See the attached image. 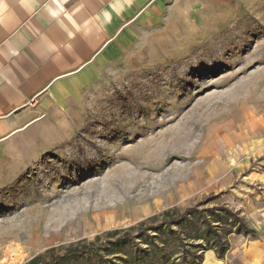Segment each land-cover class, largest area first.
<instances>
[{
    "label": "rangeland",
    "instance_id": "obj_1",
    "mask_svg": "<svg viewBox=\"0 0 264 264\" xmlns=\"http://www.w3.org/2000/svg\"><path fill=\"white\" fill-rule=\"evenodd\" d=\"M148 11L0 143V264L53 262V248L195 205H226L257 230L231 233L222 264L261 245L264 0Z\"/></svg>",
    "mask_w": 264,
    "mask_h": 264
},
{
    "label": "crops",
    "instance_id": "obj_2",
    "mask_svg": "<svg viewBox=\"0 0 264 264\" xmlns=\"http://www.w3.org/2000/svg\"><path fill=\"white\" fill-rule=\"evenodd\" d=\"M159 1L0 0V143L29 126L39 107L61 100ZM261 236L239 264H264Z\"/></svg>",
    "mask_w": 264,
    "mask_h": 264
},
{
    "label": "trees",
    "instance_id": "obj_3",
    "mask_svg": "<svg viewBox=\"0 0 264 264\" xmlns=\"http://www.w3.org/2000/svg\"><path fill=\"white\" fill-rule=\"evenodd\" d=\"M231 233L253 236L257 230L226 205L175 207L128 228L71 243V253L54 254L53 248L48 254L55 262L37 255L26 264H203L209 250L225 257Z\"/></svg>",
    "mask_w": 264,
    "mask_h": 264
}]
</instances>
